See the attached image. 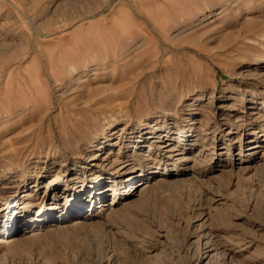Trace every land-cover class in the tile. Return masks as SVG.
Returning a JSON list of instances; mask_svg holds the SVG:
<instances>
[{
  "label": "rangeland",
  "instance_id": "1",
  "mask_svg": "<svg viewBox=\"0 0 264 264\" xmlns=\"http://www.w3.org/2000/svg\"><path fill=\"white\" fill-rule=\"evenodd\" d=\"M262 71L264 0H0V264H194L180 246L201 230L226 264H264V136L250 160L237 154L264 129ZM94 97L119 125L104 144L75 142ZM182 130L193 146L176 141ZM166 131L181 153L164 152ZM109 151L141 173L154 165L149 186L110 215L107 196L36 221L47 203L64 207L71 177L89 194ZM24 193L36 204L17 222Z\"/></svg>",
  "mask_w": 264,
  "mask_h": 264
},
{
  "label": "bare ground",
  "instance_id": "2",
  "mask_svg": "<svg viewBox=\"0 0 264 264\" xmlns=\"http://www.w3.org/2000/svg\"><path fill=\"white\" fill-rule=\"evenodd\" d=\"M262 74H264V71L260 72V75ZM73 88L74 87H72L71 89ZM104 99L106 100V98ZM102 100L103 98L101 97H94L89 101L86 100L85 102H82V105L78 110L79 116L77 118L78 120L81 121V124L83 125L82 128L86 127L87 134H81L79 132L78 135L74 136L75 142L87 141L88 143L91 144L92 141L93 142L97 141L98 143L100 142L101 144H104L105 141L108 142L109 140H111V137H109V134H106V132L110 130H112L113 132V130L117 128L121 119V117L119 116L121 115H119V112H114L115 109H113L110 105H108L109 103L103 104ZM143 124H147V122ZM96 126L98 127L100 126V128L98 129V127ZM148 126L154 128L155 124L150 123V125ZM262 130L259 133L254 132L255 134L254 138H252L250 141H246V142L244 141L246 144L243 143V140L241 139L239 140V147H238L239 149L237 154H239L241 158L245 157L246 158L245 161L250 160L251 157H253L254 153L257 151V149L261 146V143L258 140V138L259 136H264V132ZM162 131H165V129L164 128L156 129V132H159V134L158 135L153 134L150 137L156 136L161 138L163 137V135H161ZM179 134L180 137H178L176 141H183L182 147H185L186 145L190 147L193 146L191 139V136L193 135L192 133H190V130H182L181 133ZM164 136L166 137L164 141L165 144L164 145L162 144V149L164 150V152H166L169 155L171 154L177 155L181 153L180 150L181 147L179 148L175 143L171 144L170 142H168L171 139L172 140L175 139L170 137L171 134L168 133V131L164 133ZM234 146L235 145L232 146L229 145V143L227 146H222V148L225 149L224 154H227L228 157L230 158V163L228 162L227 164L229 170H232L233 163L235 164V162L231 160L233 157L232 149H234L233 148ZM47 151H45V153L49 154ZM111 152L112 151H109L108 154H106V157H104L105 161L106 160L109 161L108 162L109 168H106L107 170L102 169L97 173H95L94 175L95 181L93 183V187L91 191H89V194H84L86 189L84 188L83 182L80 186L76 187V183L79 182V180L77 177H73V178L71 177L70 180L73 179L72 181L74 184L70 186L71 192L69 190L70 193L68 195L63 196L65 200L64 207L59 208L56 201L53 204L47 203L45 208H40L37 211L35 216L36 221L38 222L42 221V217L46 215V218H49L47 219V221L51 223L53 219H50V217H53L51 216L53 213L56 214L59 211L61 212L65 211L67 212V214L70 212L77 213L78 208L80 207L83 208L85 205L87 206V203L89 202L93 203L95 199L100 200V198H104L107 196H112L111 201L106 202L104 200L103 202H101L98 208H100V210H104V213L106 215H110L114 213L115 206L119 204L122 200H125L131 196L138 195L147 185L149 186L150 183L149 180L151 181L153 179V178L150 179L149 172L154 171L155 169L153 168L154 165L149 167V172L141 173V171H139L141 170V168L133 163V159H134L133 156L128 155L123 159L122 158L119 159L118 156H114V155L111 156ZM187 158H189L187 154H182V156L180 157V159L182 160ZM96 160L97 161L95 163H92L93 165L97 166L98 164H101L100 166H102V168L105 167L104 164L98 162L99 160L98 158ZM163 169H165V167ZM108 172H109V176L106 179L104 176ZM34 174L38 176V173H34ZM24 176L26 175L24 174ZM139 177L140 179L135 180ZM141 179H146V181L141 182L140 181ZM159 179H166V177L163 178L156 177L155 182H157ZM57 180H58V176L56 175L53 178L48 179L47 183L43 185V187L46 188V191L48 187H51L53 190H55L56 189L55 185H57L58 183ZM29 194L30 193H24L22 195L23 199L16 200V202H14V207L10 210L9 213L10 216H12L13 218L14 217L19 218L17 222L26 220L27 216H29L27 214L28 211L31 210V207L36 204L35 202H32L33 199ZM65 205H68L66 209H65ZM94 206H95L94 204H91L90 208H93ZM100 210L98 211L96 210V211L99 213ZM98 213H93V214L97 216ZM54 217L57 218L59 216L54 215ZM206 219L207 218H205V220ZM7 220L8 219L6 218L5 221L7 222ZM160 231L162 230L160 229ZM180 249L184 250L185 252H189V251L193 252L194 255L192 261L194 264H201V263L208 264L213 260L216 254L221 255L223 257V261H225V259L228 258V260L225 261V264L229 263L230 262L229 260L231 259V254L229 252H226L225 248L221 247V240H219V238H213L210 232L204 230H201L191 235L188 238L187 244L185 245L182 243Z\"/></svg>",
  "mask_w": 264,
  "mask_h": 264
}]
</instances>
